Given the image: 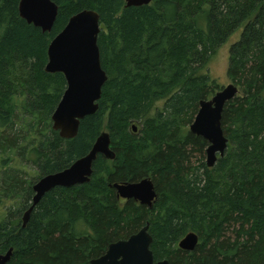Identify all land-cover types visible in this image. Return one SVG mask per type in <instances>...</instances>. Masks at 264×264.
<instances>
[{
	"label": "trees",
	"instance_id": "trees-1",
	"mask_svg": "<svg viewBox=\"0 0 264 264\" xmlns=\"http://www.w3.org/2000/svg\"><path fill=\"white\" fill-rule=\"evenodd\" d=\"M20 1L0 0V252L13 249L9 264H91L147 225L155 263L264 264V0H52L49 33L20 17ZM85 9L100 15L108 80L97 112L64 139L52 115L67 82L45 71L48 47ZM237 31L227 74L238 94L222 115L228 145L209 168L208 142L190 126L222 89L209 63ZM103 129L115 159L99 155L88 183L51 190L23 227L33 185L89 154ZM146 178L153 209L112 187ZM190 232L199 244L182 251Z\"/></svg>",
	"mask_w": 264,
	"mask_h": 264
},
{
	"label": "water",
	"instance_id": "water-1",
	"mask_svg": "<svg viewBox=\"0 0 264 264\" xmlns=\"http://www.w3.org/2000/svg\"><path fill=\"white\" fill-rule=\"evenodd\" d=\"M154 0H125L127 7L149 5ZM59 6L52 0H21L19 14L28 24L40 28L43 33L51 32L56 22ZM101 32L100 15L95 10L85 9L73 15L64 29L53 38L48 47V62L45 71L64 75L67 88L52 115L53 130L64 139L77 137L80 122L94 115L102 97V89L108 80L102 67L98 37ZM238 94V88L229 84L217 92L213 98L200 103L199 111L190 126L192 134L208 142L206 165L212 168L218 157H223L228 140L222 128L225 105ZM99 155L107 160L115 159L111 149V139L102 132L91 151L75 161L69 168L40 178L33 185L34 196L31 207L23 216V227L29 221L32 211L51 190L70 188L90 181L93 164ZM117 196L124 200H134L149 209L157 199L154 183L150 178L135 183H116L112 186ZM145 226L127 240L112 243L106 254L91 261V264H170L168 260L154 262L151 251L152 237ZM199 244L196 233L183 237L178 247L182 251L193 252ZM13 249L0 252V264H9Z\"/></svg>",
	"mask_w": 264,
	"mask_h": 264
},
{
	"label": "rangeland",
	"instance_id": "rangeland-1",
	"mask_svg": "<svg viewBox=\"0 0 264 264\" xmlns=\"http://www.w3.org/2000/svg\"><path fill=\"white\" fill-rule=\"evenodd\" d=\"M242 31V30H241ZM240 31H237L215 54L209 63V71L212 77L217 81L219 86L222 88L231 84L230 79L228 78V65H229V49L230 46L237 42L240 38ZM158 106H162V103H159ZM106 129H103V132H106ZM206 161V157H205Z\"/></svg>",
	"mask_w": 264,
	"mask_h": 264
},
{
	"label": "flooded vegetation",
	"instance_id": "flooded-vegetation-1",
	"mask_svg": "<svg viewBox=\"0 0 264 264\" xmlns=\"http://www.w3.org/2000/svg\"><path fill=\"white\" fill-rule=\"evenodd\" d=\"M135 130V129H134ZM155 186V185H154ZM156 189V188H155ZM157 192V191H156ZM157 197H158V195H157ZM157 200V199H156ZM156 202V201H155ZM155 204V203H154ZM154 206V205H153ZM148 208V207H147ZM149 209V208H148ZM153 209V208H152Z\"/></svg>",
	"mask_w": 264,
	"mask_h": 264
}]
</instances>
